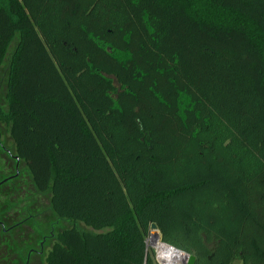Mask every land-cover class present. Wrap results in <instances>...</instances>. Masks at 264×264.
<instances>
[{
	"label": "trees",
	"instance_id": "trees-1",
	"mask_svg": "<svg viewBox=\"0 0 264 264\" xmlns=\"http://www.w3.org/2000/svg\"><path fill=\"white\" fill-rule=\"evenodd\" d=\"M13 43L23 220L47 200L73 223L41 264H155L153 222L204 264H264V0H0V73Z\"/></svg>",
	"mask_w": 264,
	"mask_h": 264
},
{
	"label": "rangeland",
	"instance_id": "rangeland-1",
	"mask_svg": "<svg viewBox=\"0 0 264 264\" xmlns=\"http://www.w3.org/2000/svg\"><path fill=\"white\" fill-rule=\"evenodd\" d=\"M14 45V43L11 45L7 60L0 73V92H4L8 73V60ZM114 82L117 84L115 79ZM0 141L3 147L13 154V141L7 131L0 133ZM23 170L24 168H22L20 163L18 169H16L15 160L0 146V179L3 176L6 178L16 175L14 180H9L0 185V220L4 223L5 229L14 227L11 231L0 229V264H26L28 250L35 247L40 250L39 244L43 240L42 236L50 234L51 226H54L53 231L56 234L57 231L73 224L69 220L54 219L53 214L49 212L47 200L40 203L41 207H39V211H37L38 209H31V213L29 210L27 211V213L35 215L34 219L36 220L34 222H31L29 219L23 220V212L27 209L26 199L28 197L27 190L29 186L25 181L27 176ZM16 172L17 174H15ZM19 220L24 221L22 226L15 225L17 222H20ZM51 222H55L54 225H51ZM87 229L92 230L91 228ZM159 232L162 235L160 230ZM148 236L150 237V233ZM51 242L52 240L48 239L44 243L43 248L46 255L51 247ZM27 247L29 248L27 249ZM148 253L155 258V250L150 243ZM28 260L38 259L32 255ZM32 264H38V262ZM232 264L242 263L237 260Z\"/></svg>",
	"mask_w": 264,
	"mask_h": 264
},
{
	"label": "flooded vegetation",
	"instance_id": "flooded-vegetation-1",
	"mask_svg": "<svg viewBox=\"0 0 264 264\" xmlns=\"http://www.w3.org/2000/svg\"><path fill=\"white\" fill-rule=\"evenodd\" d=\"M0 146H1V148L4 150V151H6L8 154H10L9 153V150L8 149H5V147H3V145L1 144V141H0ZM10 156L13 158V156L10 154ZM19 165V164H18ZM18 165L16 164V169H18ZM7 182V181H6ZM1 185V184H0ZM16 225H18V224H16ZM0 226H2L3 227V230L4 231H11L13 228L12 227H9L8 229H5L4 228V223L0 220ZM53 228H54V226H51V231H50V234L49 235H44V236H42L43 238V240L40 242V244H39V248H40V250H38L36 247L35 248H30V250H29V253H28V255H27V260H26V264H29V263H35V262H38V264H41L42 263V261H43V259H44V257L46 256V254H44V248H43V246H44V243L49 239V240H52L53 239V237H54V231H53ZM159 229V228H158ZM191 242V240L189 239V238H184L183 239V241H181V243L182 244H187V243H190ZM204 242L207 244V246L208 247H214L215 246V241H211V242H208L207 241V239L205 238L204 239ZM191 254H193V255H195L196 256V263L195 264H204V262L203 261H201L202 259H200V257L198 256V253L195 251L194 253L192 252ZM32 255H34L35 257H36V259H38V260H28V259H30V257L32 256ZM211 258V256H209L208 257V259H210ZM238 259H236L235 261H237ZM32 261V262H31ZM235 261H233V262H235ZM238 261H240V260H238ZM241 262V261H240ZM242 263V262H241Z\"/></svg>",
	"mask_w": 264,
	"mask_h": 264
},
{
	"label": "built area",
	"instance_id": "built-area-1",
	"mask_svg": "<svg viewBox=\"0 0 264 264\" xmlns=\"http://www.w3.org/2000/svg\"><path fill=\"white\" fill-rule=\"evenodd\" d=\"M151 233L152 231L150 232V237L148 236L147 237V245L149 247V243H150V239H151ZM158 242L162 243L163 245H166L170 248H174V249H179L181 252L183 253H186V255H183L180 259L181 260H178L175 262V264H187L188 262V259H189V255L191 254L190 252L184 250V249H181V248H178L176 246H174L173 244H170L168 242H165L162 238V235L159 234V237H158ZM151 244V243H150ZM153 246V245H152ZM154 250H155V258H154V261H155V264H166V260H161L160 258V255H159V252L157 250V248L155 246H153Z\"/></svg>",
	"mask_w": 264,
	"mask_h": 264
},
{
	"label": "bare ground",
	"instance_id": "bare-ground-1",
	"mask_svg": "<svg viewBox=\"0 0 264 264\" xmlns=\"http://www.w3.org/2000/svg\"><path fill=\"white\" fill-rule=\"evenodd\" d=\"M154 231H152L153 233ZM151 233V236H152ZM151 239H152V243H151ZM150 239V243L151 245L155 246L159 252L160 258L161 260H166L167 257H170L174 254V248H170L166 245H163L162 243L158 242V238L157 237H151ZM181 260V259H179Z\"/></svg>",
	"mask_w": 264,
	"mask_h": 264
},
{
	"label": "water",
	"instance_id": "water-1",
	"mask_svg": "<svg viewBox=\"0 0 264 264\" xmlns=\"http://www.w3.org/2000/svg\"><path fill=\"white\" fill-rule=\"evenodd\" d=\"M9 153H10V151H9ZM15 159H16V164L18 165L19 164V162H20V159L18 158V157H16V156H13ZM16 175H13V176H10V177H8V178H5L4 180H2L1 182H0V184H2V183H4V182H6V181H8L9 179H11V178H14ZM151 228H150V232L151 231H159V229H158V225L155 223V222H153L152 224H151V226H150ZM161 234V233H160ZM147 251H148V245H147ZM196 263V256L195 255H193V254H190L189 255V259H188V262H187V264H195Z\"/></svg>",
	"mask_w": 264,
	"mask_h": 264
},
{
	"label": "clouds",
	"instance_id": "clouds-1",
	"mask_svg": "<svg viewBox=\"0 0 264 264\" xmlns=\"http://www.w3.org/2000/svg\"><path fill=\"white\" fill-rule=\"evenodd\" d=\"M183 255H186V253L181 252L179 249H175L174 254L166 258V264H175V262L178 261Z\"/></svg>",
	"mask_w": 264,
	"mask_h": 264
}]
</instances>
